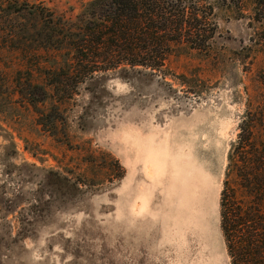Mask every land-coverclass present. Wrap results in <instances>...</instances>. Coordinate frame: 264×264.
<instances>
[{"label":"rangeland","instance_id":"obj_1","mask_svg":"<svg viewBox=\"0 0 264 264\" xmlns=\"http://www.w3.org/2000/svg\"><path fill=\"white\" fill-rule=\"evenodd\" d=\"M38 1L72 19L86 0ZM209 4L188 20L199 35L186 37L188 25L154 71L76 81L37 109L27 83L51 89L66 53L29 57L20 29L33 24L10 19L14 39L0 44V264H230L220 199L239 194L242 165L229 159L239 137L264 141V33L251 0ZM198 123L210 174L179 192L149 161Z\"/></svg>","mask_w":264,"mask_h":264},{"label":"trees","instance_id":"obj_2","mask_svg":"<svg viewBox=\"0 0 264 264\" xmlns=\"http://www.w3.org/2000/svg\"><path fill=\"white\" fill-rule=\"evenodd\" d=\"M214 1L86 0L72 19H65L42 1L0 0V44L13 41L8 34L9 23L17 18L33 24L20 29L29 40V57L42 51L66 53L67 70L56 76V70L49 74L54 78L51 89L33 81L27 83L26 101L37 109L50 95L64 92L76 81L85 83L118 69L154 71L156 63L165 60L169 45L180 41L188 20L197 21L199 7L211 10L209 3ZM251 2L252 21L264 33V0ZM187 29L186 37L199 35L198 29L196 35L191 32L195 27L189 25ZM6 48H0V57ZM251 136H240L234 158H229L235 167L242 165L236 171L239 194L235 190L232 196L220 199V229L230 264H264V141L258 148L249 142Z\"/></svg>","mask_w":264,"mask_h":264},{"label":"bare ground","instance_id":"obj_3","mask_svg":"<svg viewBox=\"0 0 264 264\" xmlns=\"http://www.w3.org/2000/svg\"><path fill=\"white\" fill-rule=\"evenodd\" d=\"M210 123H211V121H210ZM218 124L220 125L221 122H219ZM222 126H219V128H221ZM199 128L200 127H199V123H198V125H196V127L194 129L187 130V131L182 130L184 132L179 131L180 135L178 134L179 135L178 141L171 143L169 141L170 139H168L166 141V143L164 142V144H166L167 152L165 154L161 152L160 154H157L156 157H152L149 161V164L152 166V170L156 174V177L160 178L161 180H163V178H164L166 180V182H165L166 185L170 186L173 189L178 188L179 192L180 191H187L189 188L193 189V187H196V185L199 184V175L202 177V175L200 173L206 174V175L210 174V170H211L210 169L211 168L210 162L208 163L207 159H204V157H201L202 152L199 151V148H198L199 147ZM223 128H224V126H223ZM217 133L220 134L219 132H217ZM189 137H190V139H189ZM217 144L219 145V143H217ZM183 149L186 150L185 154H181L183 152ZM199 157L201 159L200 161H199ZM220 159H221V157H220ZM206 178L204 177L203 181H205ZM160 179H159V181H160ZM203 183H205V182H203ZM207 183L209 184V181ZM206 185L207 184L205 183V186ZM210 185H211V183H210ZM206 187L208 188V185ZM207 191H210L209 188L207 189ZM204 192H205V190H204ZM190 193H193V192H190ZM190 193H187V194H190ZM208 193L209 192H207V195H208ZM184 194H185V192H184ZM186 195H185V197H186ZM180 196L182 197V194ZM178 198L180 199V197H178ZM205 199L207 200V198H205ZM208 201H209V199H208ZM208 201H207V204H208ZM180 202L182 203V200H180ZM179 205H182V204H179ZM208 206L210 207V204H208Z\"/></svg>","mask_w":264,"mask_h":264}]
</instances>
